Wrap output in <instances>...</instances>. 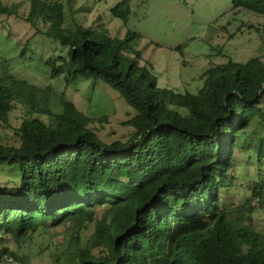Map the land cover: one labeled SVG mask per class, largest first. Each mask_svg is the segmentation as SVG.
Listing matches in <instances>:
<instances>
[{
	"label": "trees",
	"instance_id": "trees-1",
	"mask_svg": "<svg viewBox=\"0 0 264 264\" xmlns=\"http://www.w3.org/2000/svg\"><path fill=\"white\" fill-rule=\"evenodd\" d=\"M231 4L234 12L264 15V0ZM130 12V0L110 7L124 23ZM0 13L66 46L65 55L47 60L51 75L100 77L134 110L122 121L130 134L104 141L90 125L93 117L64 93L53 111L49 87L0 73V124L19 106L25 112L19 141L0 139V167L16 171V179L0 183V264L7 255L20 257L10 241L21 245L60 224L71 228L58 249L61 264H264V227H255L245 207L264 195L261 56L213 62L196 92H180L158 85L151 67L139 62L135 30L114 36L75 19L71 27L63 0H30L25 15L0 0ZM254 121V141L240 144ZM237 146L259 172L245 203L228 209L220 206L221 187Z\"/></svg>",
	"mask_w": 264,
	"mask_h": 264
},
{
	"label": "rangeland",
	"instance_id": "rangeland-1",
	"mask_svg": "<svg viewBox=\"0 0 264 264\" xmlns=\"http://www.w3.org/2000/svg\"><path fill=\"white\" fill-rule=\"evenodd\" d=\"M25 13L30 0H2ZM118 0H75L64 2V21L73 27L76 21L99 24L114 36H123L127 29L140 34L136 45L141 53L140 63H146L156 74L158 85L180 92H196L203 84L201 72L213 62L246 60L259 55L264 60V15L240 9L234 12L231 0H130L131 12L126 23L112 16L110 7ZM75 19V20H74ZM254 25L247 27V25ZM66 46L34 27L25 19L0 13V73L49 87L51 110L60 106L61 93L72 99L85 114L93 117L91 126L104 141L125 138L130 127L122 121L134 110L120 92L100 77L63 72L51 75L48 59L65 55ZM60 61V60H59ZM25 115L23 107L14 109L7 124H0V139L17 143L16 127ZM40 117L47 119L45 114ZM257 133L255 121L239 138V143H252ZM238 147V149H237ZM233 167L222 180L221 205L235 209L251 195V182L258 177V163L247 157V151L237 146ZM16 179V171L0 167V183ZM251 209V222L257 229L264 227V195L245 204ZM92 224L83 231V239ZM71 228L60 224L46 233H35L21 245H9L19 255L13 264H61L62 241ZM48 248H44L46 244ZM240 251L245 246L239 245ZM59 257L60 262H56Z\"/></svg>",
	"mask_w": 264,
	"mask_h": 264
},
{
	"label": "built area",
	"instance_id": "built-area-1",
	"mask_svg": "<svg viewBox=\"0 0 264 264\" xmlns=\"http://www.w3.org/2000/svg\"><path fill=\"white\" fill-rule=\"evenodd\" d=\"M13 263H15V259L10 255H7L3 261V264H13Z\"/></svg>",
	"mask_w": 264,
	"mask_h": 264
}]
</instances>
